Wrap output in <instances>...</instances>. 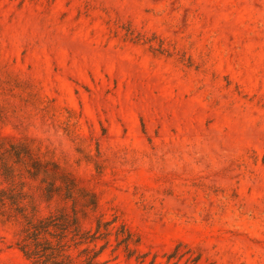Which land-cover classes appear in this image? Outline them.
Returning a JSON list of instances; mask_svg holds the SVG:
<instances>
[{"label": "rangeland", "instance_id": "obj_1", "mask_svg": "<svg viewBox=\"0 0 264 264\" xmlns=\"http://www.w3.org/2000/svg\"><path fill=\"white\" fill-rule=\"evenodd\" d=\"M0 191V264L62 214L98 264H264V0H0Z\"/></svg>", "mask_w": 264, "mask_h": 264}, {"label": "trees", "instance_id": "obj_2", "mask_svg": "<svg viewBox=\"0 0 264 264\" xmlns=\"http://www.w3.org/2000/svg\"><path fill=\"white\" fill-rule=\"evenodd\" d=\"M13 148L11 147L12 151ZM14 154L17 158L16 163L24 165L29 174L37 176L41 172H46L41 168L40 163L30 159V152L27 147L20 146L17 153ZM3 170L4 178L11 181L14 177L12 169L3 166ZM5 194L6 192L0 191V205H4L8 200ZM9 197L18 207L20 204L19 196L14 194ZM24 221L25 226L22 230L21 239L17 242V249L30 264H74V259L69 250L71 247L76 249L82 246L85 248L79 252V255L84 254V259L80 264H98V257L101 252L91 249L89 244L94 243L101 235L108 236L110 234L109 222L98 220L96 233L90 234V232L81 229L77 216L71 217L66 214L50 215L36 221L24 218ZM101 228L105 230V233L98 235Z\"/></svg>", "mask_w": 264, "mask_h": 264}]
</instances>
